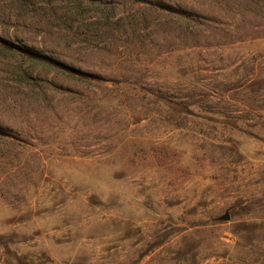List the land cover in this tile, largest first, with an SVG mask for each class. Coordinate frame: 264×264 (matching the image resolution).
<instances>
[{
    "label": "rangeland",
    "instance_id": "obj_1",
    "mask_svg": "<svg viewBox=\"0 0 264 264\" xmlns=\"http://www.w3.org/2000/svg\"><path fill=\"white\" fill-rule=\"evenodd\" d=\"M0 264H264V0H0Z\"/></svg>",
    "mask_w": 264,
    "mask_h": 264
},
{
    "label": "trees",
    "instance_id": "obj_2",
    "mask_svg": "<svg viewBox=\"0 0 264 264\" xmlns=\"http://www.w3.org/2000/svg\"><path fill=\"white\" fill-rule=\"evenodd\" d=\"M18 56H20L21 58L30 59V60H32L34 62L41 63V64L44 61L42 55H39L37 52H33L31 50L21 49V51L19 52V55ZM60 72H64V71L63 70L62 71L60 70Z\"/></svg>",
    "mask_w": 264,
    "mask_h": 264
},
{
    "label": "water",
    "instance_id": "obj_3",
    "mask_svg": "<svg viewBox=\"0 0 264 264\" xmlns=\"http://www.w3.org/2000/svg\"><path fill=\"white\" fill-rule=\"evenodd\" d=\"M229 219L230 215L228 213L222 218L223 221H229Z\"/></svg>",
    "mask_w": 264,
    "mask_h": 264
}]
</instances>
